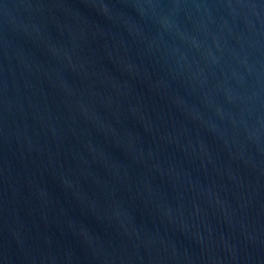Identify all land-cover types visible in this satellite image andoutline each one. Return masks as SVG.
Segmentation results:
<instances>
[{
	"label": "water",
	"instance_id": "obj_1",
	"mask_svg": "<svg viewBox=\"0 0 264 264\" xmlns=\"http://www.w3.org/2000/svg\"><path fill=\"white\" fill-rule=\"evenodd\" d=\"M0 264H264V0H0Z\"/></svg>",
	"mask_w": 264,
	"mask_h": 264
}]
</instances>
